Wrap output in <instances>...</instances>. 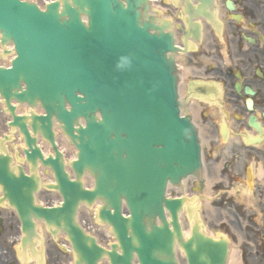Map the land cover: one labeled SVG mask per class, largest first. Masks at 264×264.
I'll list each match as a JSON object with an SVG mask.
<instances>
[{
  "label": "water",
  "instance_id": "water-1",
  "mask_svg": "<svg viewBox=\"0 0 264 264\" xmlns=\"http://www.w3.org/2000/svg\"><path fill=\"white\" fill-rule=\"evenodd\" d=\"M192 1L198 5L175 0L186 6L191 25L197 16L211 18L213 0ZM0 41L13 44L15 53L9 67L0 66V97L13 113L12 126L25 135L33 170L43 157L26 122L53 142L55 118L79 150L76 173L95 177V188L85 190L80 177L68 178L58 152L56 159H43L55 170L58 184L51 187L64 199L62 206L45 208L35 203L37 174L17 173L11 157L0 155L3 199L17 210L24 232H34L33 218L53 233L66 232L75 264H98L105 255L111 264H134L135 257L138 264H178L176 242L188 264L226 263L225 245L196 236L183 241L178 214L185 200L165 197L168 183L181 186L202 169L196 128L181 114L171 21L150 15L149 0H55L44 10L29 1L0 0ZM11 100L39 103L45 115L33 114L32 121L16 116ZM96 198L103 201L100 221L118 240L111 251L76 221L79 204Z\"/></svg>",
  "mask_w": 264,
  "mask_h": 264
},
{
  "label": "flooded vegetation",
  "instance_id": "flooded-vegetation-1",
  "mask_svg": "<svg viewBox=\"0 0 264 264\" xmlns=\"http://www.w3.org/2000/svg\"><path fill=\"white\" fill-rule=\"evenodd\" d=\"M238 1L240 2L239 9L245 18L264 20V2L255 3L256 7L252 9L251 4L247 1ZM243 5H246V7L244 8ZM259 15H262V17H259ZM257 25L264 33V22H257ZM244 33L255 36L256 41L249 43L245 40ZM230 35L233 37L230 42L233 60L237 58L239 63L244 62H241L242 65H238L241 70L240 78L237 79L233 73L237 64L228 66L225 69L220 67L212 69V71L218 70V77L223 78L227 86L224 102L228 105L227 110L232 123L231 132H233L234 138L226 148L221 149L218 145L224 135L213 123L214 116L207 113L210 108L207 103L201 110V119L205 124H210L213 127L212 131L218 136V139L215 138L213 141L219 157L226 154L232 159V167L230 160L227 171L230 178L234 179L241 172V168H243L242 171L246 176L249 167H253L255 170L259 168L251 182L253 205L245 208L243 212H237L235 209L236 215L232 224L238 230L237 233L230 230L229 232L233 239L237 237L236 234L241 237L238 249L240 250L242 264H264V45L261 38L256 36L255 31L250 29L244 30L242 27L234 26ZM246 42L253 46L248 49L245 48L244 43ZM204 56L205 52L203 51ZM213 58L219 60V56L216 54L213 55ZM255 62L259 63L258 66L262 68L261 75L251 68ZM242 66H245V71H243ZM237 81L241 83L239 89ZM255 115H258L259 118L253 121L252 118ZM253 124H258L259 128L253 126ZM242 133L246 136L243 144L238 139L241 138Z\"/></svg>",
  "mask_w": 264,
  "mask_h": 264
},
{
  "label": "rangeland",
  "instance_id": "rangeland-1",
  "mask_svg": "<svg viewBox=\"0 0 264 264\" xmlns=\"http://www.w3.org/2000/svg\"><path fill=\"white\" fill-rule=\"evenodd\" d=\"M167 1H169V0H167ZM256 1H262L263 2L264 0H249V3H254ZM223 51H224V47L222 48V55H223ZM210 109H212L213 112L215 111V107L214 106H211ZM209 159H210V155L206 152V161H207L208 165H209V162H210ZM214 175H215V171H213V175H211V177L213 178ZM243 176L244 175H242V173L240 175H238V177L235 176V178L233 179V181L231 182V184L228 185L227 187H225V185L223 184V181H222V178L221 177L218 180L217 179H214V181H213L212 184H214L216 186L215 187L213 186L211 188V190H210V195L213 196V198L215 200L214 202H212V208L214 209V211H212L211 214L209 215V218L211 219V221L214 220V219H217L218 220V218L220 217V215H218V214H221V213H219V212H217L215 210L216 204L223 206V209L224 210H223V213L222 214L223 215H227V214H230V212H229V210H227L228 202L225 203V205H223L224 200H226V201H233V199H243V198H246L248 184H247V181H246V177L244 178ZM222 177H226V176H222ZM235 181H237V183ZM205 185L206 184H204V183L203 184L199 183V185H198L199 188H200L199 194L201 192H203V191L206 190L205 189ZM195 188H197V186H195ZM196 194L198 195V193H196ZM202 208L204 209L203 206H202ZM211 221H210V223H211L210 224L211 225L210 230L211 231L212 230H214V231L217 230L216 228H213V226H212L213 223ZM6 232H7V228L4 229V234H0V258L1 259H4V257L7 256V253H5L3 250L6 247L9 248V244H10L9 243V239H10L9 237L10 236L8 237V240H7L6 239L7 238ZM8 233H11V232H8ZM53 249H54V247H53ZM2 252H4L5 254H3ZM10 253H11V250H10ZM50 256H51L50 257L51 258V264H68L69 261H70L69 260L70 259L69 254H66V255L60 254L56 250H55V252L53 250H51Z\"/></svg>",
  "mask_w": 264,
  "mask_h": 264
},
{
  "label": "bare ground",
  "instance_id": "bare-ground-1",
  "mask_svg": "<svg viewBox=\"0 0 264 264\" xmlns=\"http://www.w3.org/2000/svg\"><path fill=\"white\" fill-rule=\"evenodd\" d=\"M9 48H10V46H9ZM10 58V57H9ZM3 61H5V63L7 62L6 60H3ZM186 74H187V71H185L184 72V74H183V78L184 77H186ZM181 86L182 87H184V81L182 80L181 81ZM182 94H184V90H182L181 91V96H182ZM90 180V179H89ZM90 182V181H89ZM209 184H211V180H209ZM210 188V187H209ZM205 206H206V210L207 211H209L211 208H212V206L210 207V203H206L205 204ZM179 221H180V223H181V218H179ZM104 230V231H103ZM103 230H98V233H100V234H102V235H104V236H106L107 238H109L110 240H114V239H112L111 238V234L109 233V231H108V228L107 227H103ZM181 232L183 233V234H189V230H186V232H184V228L181 226ZM96 235V234H95ZM96 239H97V241H99V237L96 235V237H95ZM102 242V241H101ZM102 244H107V243H104V242H102ZM67 247H69L70 248V246H67ZM229 264H239V260H238V256H237V253H235V251H233L232 253H231V256H230V258H229Z\"/></svg>",
  "mask_w": 264,
  "mask_h": 264
}]
</instances>
